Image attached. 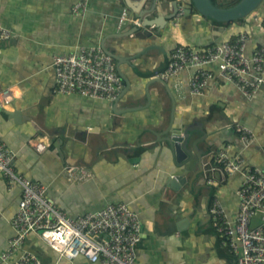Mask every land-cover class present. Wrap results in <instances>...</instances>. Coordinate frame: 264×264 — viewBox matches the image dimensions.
Returning <instances> with one entry per match:
<instances>
[{
	"label": "crops",
	"instance_id": "obj_1",
	"mask_svg": "<svg viewBox=\"0 0 264 264\" xmlns=\"http://www.w3.org/2000/svg\"><path fill=\"white\" fill-rule=\"evenodd\" d=\"M77 1L0 0V23L14 30L10 39L0 41V92L11 95L0 106V140L15 153V170L45 183L51 201L73 217L107 203H127L141 225L139 264H233L209 209L216 195L228 219L235 218L242 175L215 174L217 183L208 185L198 171L204 163L219 165L214 156L220 150L264 170V84L247 99L218 75L217 63L203 67L212 76L199 95L189 91L196 68L171 77L169 90L155 75L180 44L203 49L246 32L249 55L264 47V25L247 15L221 30L222 24L196 11L164 19L172 10L170 0H86L88 9L79 17L71 11ZM214 1L222 6L221 0ZM149 7L153 11L140 25L132 21L135 9ZM257 9L264 17V0ZM80 44L100 45L119 57L115 66L128 84H123L117 102L54 91V56ZM8 111H18L17 118ZM170 124L194 136L190 149L197 153L184 160L185 168L163 140ZM227 125L251 129V144L245 147L238 131ZM36 139L48 147L36 151ZM177 173H184L187 183L174 189L168 177ZM19 198L20 188H10L0 176V255L13 236L11 221ZM262 223L264 208L251 225ZM25 247L42 264L55 258L36 234L28 235ZM0 264L5 263L0 259Z\"/></svg>",
	"mask_w": 264,
	"mask_h": 264
},
{
	"label": "built area",
	"instance_id": "obj_2",
	"mask_svg": "<svg viewBox=\"0 0 264 264\" xmlns=\"http://www.w3.org/2000/svg\"><path fill=\"white\" fill-rule=\"evenodd\" d=\"M87 9L86 0L77 1L71 7L72 14L79 17L84 16ZM182 15L184 8L178 5L174 19ZM124 18L125 14L121 16L122 20ZM132 21L140 25L137 19ZM253 21H259V17L254 15ZM261 22L264 25V19ZM13 35L11 27L0 23V41H7ZM248 39V33L243 32L232 40L203 49L177 45L165 68L155 77L167 82L179 71L196 68L190 79L189 91L199 95L212 76L203 67L217 63L218 75L250 99L264 84V47L247 55ZM52 65L56 93L113 102L122 92L123 82L114 57L100 45H77L68 54L55 55ZM10 98L8 91H1L0 106L7 105ZM227 127L238 131L245 147L253 141L248 127ZM48 145L41 139L34 140L32 144L38 152L44 151ZM214 157L219 165H202L208 185L217 183L215 174L236 172L242 175V183L236 191L239 201L232 221L228 219L219 197H212L209 209L212 226L233 254V264H264V230L251 225L255 214L264 208V170L245 166L242 156L231 158L224 150ZM14 158L15 153L0 140V176L10 188H20V198L11 221L14 233L0 255L3 263L42 264L39 255L25 247L28 235L36 234L54 252L52 264H139L137 246L141 225L138 215L127 203H107L98 210L73 217L51 201L45 183L19 174L14 167ZM67 172L73 175V167H67Z\"/></svg>",
	"mask_w": 264,
	"mask_h": 264
},
{
	"label": "water",
	"instance_id": "obj_3",
	"mask_svg": "<svg viewBox=\"0 0 264 264\" xmlns=\"http://www.w3.org/2000/svg\"><path fill=\"white\" fill-rule=\"evenodd\" d=\"M262 1L263 0H238L237 2L229 6H220L215 2H213V0H170L172 10L171 13L167 14L164 19L172 18L177 11L179 3H184L185 4L184 13L186 15L192 13L193 11H196L198 14L205 17L206 19L212 22L222 24V26L219 27L222 30L225 24L244 18L247 15H249L252 11L256 10L261 5ZM152 11H153L152 7L134 10L135 15H137L136 19H138L139 22H141V20H143L146 17V15H148ZM103 49L107 53L112 55L115 59L119 58L118 56L113 55L107 49L105 48ZM118 72L122 77L123 84L127 86L128 83L125 77L121 74L119 70ZM155 80L162 83L166 87V89L168 88L167 82L162 81L159 78H156ZM122 96L123 93L119 95V97L114 102H117V100H119ZM8 114L11 117L17 118L18 111H15L13 113L8 111ZM173 128L174 127L172 126V124H170L167 127L166 131L164 132L165 137L163 138V140L169 143L172 151L174 152L175 159L183 163L182 166L184 167V165L186 164L184 160L189 161V159L192 157V153L193 154L197 153L196 150L192 152V150L190 149L191 147H194L195 139L193 134H191V132H187L185 127L183 128L182 131L180 129H175V128L173 129ZM199 169L200 170L198 171V173L202 172L203 170L202 166ZM186 183H187V176L184 173H177L170 175L168 177V184L170 187L174 189H176L178 185L181 187Z\"/></svg>",
	"mask_w": 264,
	"mask_h": 264
},
{
	"label": "rangeland",
	"instance_id": "obj_4",
	"mask_svg": "<svg viewBox=\"0 0 264 264\" xmlns=\"http://www.w3.org/2000/svg\"><path fill=\"white\" fill-rule=\"evenodd\" d=\"M233 1H234V0H221V4H222V6H226L228 3L231 4ZM216 4H217V3H216ZM254 15H257V16L259 17V22H260V23H257V24L262 26L261 21L264 19V17L262 16L260 10H259V9H256V10L252 11V12L248 15V16H249V19H252V17H253ZM262 27H263V26H262ZM257 226H258V225H257ZM262 226H263L262 228H264V223H262ZM254 227H255V226H254ZM263 230H264V229H263ZM49 251H50V249H49ZM50 253H51V251H50Z\"/></svg>",
	"mask_w": 264,
	"mask_h": 264
},
{
	"label": "trees",
	"instance_id": "obj_5",
	"mask_svg": "<svg viewBox=\"0 0 264 264\" xmlns=\"http://www.w3.org/2000/svg\"><path fill=\"white\" fill-rule=\"evenodd\" d=\"M238 0H234L231 4H234L235 2H237ZM213 2H215L214 0H213ZM216 3V2H215ZM230 4V5H231ZM243 18H241V19H238L237 21H240V20H242Z\"/></svg>",
	"mask_w": 264,
	"mask_h": 264
}]
</instances>
